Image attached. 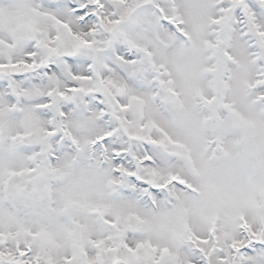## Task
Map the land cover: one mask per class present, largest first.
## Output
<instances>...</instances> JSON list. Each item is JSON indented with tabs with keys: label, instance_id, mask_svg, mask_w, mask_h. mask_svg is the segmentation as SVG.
<instances>
[{
	"label": "snow or ice",
	"instance_id": "snow-or-ice-1",
	"mask_svg": "<svg viewBox=\"0 0 264 264\" xmlns=\"http://www.w3.org/2000/svg\"><path fill=\"white\" fill-rule=\"evenodd\" d=\"M0 264H264V0H0Z\"/></svg>",
	"mask_w": 264,
	"mask_h": 264
}]
</instances>
